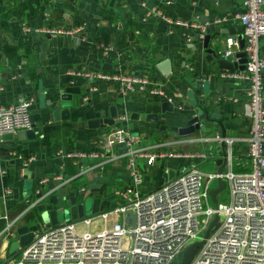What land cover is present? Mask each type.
<instances>
[{"label":"crops","instance_id":"0c3cea01","mask_svg":"<svg viewBox=\"0 0 264 264\" xmlns=\"http://www.w3.org/2000/svg\"><path fill=\"white\" fill-rule=\"evenodd\" d=\"M241 2L242 0H0V105L26 98L33 100L39 95L49 100L58 89L69 83L81 87V94L73 96L69 107V121L48 120V124L44 126L43 121L47 119L44 114V120L37 121L34 129L39 136L23 140L15 138L14 144L0 142V169L4 171L3 174L0 173V264H12L18 257L20 249L9 252L10 243L14 241L11 234L16 227L28 225L35 232L45 228L27 223V220L35 216L28 203L38 178L50 176L59 164L64 165L67 173H73L74 169L69 165L70 159L65 157L71 150H97V137L114 127L117 118L113 124L104 128L89 127L88 121L109 118L112 107L117 116L122 113L126 115L125 126L131 133L134 131L137 136H141L142 144L160 142L163 143L162 150L166 152H204L206 158L198 160L197 164L206 163L211 172H216L214 156L220 145L216 141L217 126L206 122L204 130H198L192 135L179 136L177 133L178 128L183 127L197 111L192 108L187 112L176 107H184L188 103L186 94L190 85L184 80L186 75L203 77L198 80L196 96L204 101L203 105L208 109L209 116L217 115L226 125L225 137L232 140L233 164L238 168L236 173L251 169L246 141L251 124L247 97L249 81L232 79L225 74L218 76L214 86L210 88L207 82L211 75L210 67L205 60L201 43L188 39L192 30L183 25H169L157 17L145 18V13L155 7L172 20L201 24L199 18L206 17L221 29L239 28L241 26L238 23L230 26L220 25L215 21L220 15L241 12ZM23 28H29L30 32L23 31ZM45 28L72 33L53 35L40 31ZM227 38L236 39L218 35L215 39L219 42L214 47L224 49ZM260 51L264 55V37L261 38ZM164 60L170 61L169 75H165L159 66ZM95 65H104L105 69ZM190 65L194 67L193 71L189 70ZM77 70L144 74L148 77V88H159L167 96L174 97L173 111H161V103L166 101L164 96L145 92L123 97L119 88L112 83L96 82V90L90 91V82L69 74L70 71ZM262 81L264 93V72ZM79 97L83 98L82 105L77 102ZM142 115H151L150 120L142 119ZM31 160L50 163L53 171L47 173V166L36 165L34 180L26 183L30 178V171L26 168L21 177L20 168L25 162L29 165ZM86 162L92 163L93 160ZM186 164V159L181 158L156 159L152 166H147L144 160H140L138 166L143 179L140 192L148 194L155 191L173 179ZM96 171L99 172L85 173L69 182L62 192H69L75 202H80L85 196L100 198L99 211L110 210L122 204L114 191L132 184L124 161L108 163ZM98 175L108 177L103 192H78L81 186L88 187ZM90 217L92 219L88 228L81 222L77 225H83L82 231H101L104 227L103 220L96 216ZM110 217L113 222L110 225L106 222L108 227L122 219L117 215ZM99 221L101 224H98Z\"/></svg>","mask_w":264,"mask_h":264},{"label":"built area","instance_id":"2783aa9c","mask_svg":"<svg viewBox=\"0 0 264 264\" xmlns=\"http://www.w3.org/2000/svg\"><path fill=\"white\" fill-rule=\"evenodd\" d=\"M241 6V12L220 15L215 22L230 26L238 23L242 27L244 48L240 50L236 39L227 38L225 48L217 49L216 55L225 59L232 57V61H237L235 54L238 51L245 53V70L227 71L223 75L232 79H247L250 83L247 97L251 124L246 141L251 169L243 173L233 172L232 140L228 139L226 172L222 175L216 172L204 173L198 168L197 162L205 159L206 153L166 152L161 148L163 143L142 144L141 136L131 133L125 126L127 117L122 113L117 116L114 127L97 137V150H71L65 154L70 159L73 173H67L64 165L59 164L43 180H51L54 189L65 187L85 173L95 172L108 163L123 160L132 184L125 189H115L114 194L122 200V204L92 214L104 223L103 229L97 233H91L88 229L83 232L76 230L79 222L88 228L92 219L90 216L42 228L20 249L12 264L179 263L183 250L193 243L191 240L197 236L202 237L214 213L219 215V227L198 249L191 264H264V55L260 51L261 38L264 37V0H242ZM145 16L157 17L169 25H183L187 29L196 30L197 38H203L207 30L206 25L197 22L172 20L155 7L150 8ZM23 31L30 32L29 28H23ZM40 31L53 35L72 33L54 28ZM188 68L194 70L192 65ZM69 74L90 82V91L96 90V82H107L116 85L123 97L149 92L154 96H164L173 104L174 97L167 96L159 88H148V77L144 74L100 70H77ZM31 103L32 98H26L0 105V134H16L30 129ZM176 107L178 110L183 108L182 105ZM164 157L186 159L189 167L183 168L155 191L142 194L140 187L143 179L139 161L144 160L147 166H152L156 159ZM89 159L93 162L87 163ZM27 166L25 162L20 168L21 177ZM0 173L4 171L0 169ZM218 176L227 181L229 201L218 203L215 209L209 205L208 189ZM78 192L88 193L89 189L81 186ZM128 209L136 217L131 226L123 220ZM111 215L122 219L108 227L106 222Z\"/></svg>","mask_w":264,"mask_h":264},{"label":"water","instance_id":"95a60500","mask_svg":"<svg viewBox=\"0 0 264 264\" xmlns=\"http://www.w3.org/2000/svg\"><path fill=\"white\" fill-rule=\"evenodd\" d=\"M163 2H169L174 0H162ZM200 23L207 26L208 31L204 33L203 38H197L195 34L196 30H192L191 40L195 43H201L202 49L205 53V60L209 63L210 67V76L207 78V82L210 88L214 86L218 76L223 75L227 71L233 72L235 70L244 71L246 68V57L245 53L240 51L235 54V57L238 58L237 61H232V57L227 59L219 57L216 55V42H219L218 39H215L218 35L232 36L236 38L239 44L240 50L244 48V37L242 32V27L235 28H223L216 27L212 20L207 19L206 17L199 18ZM237 34V35H236ZM213 42V44H212ZM97 68L101 67L103 70L104 65H95ZM162 72L165 75H169L171 72L170 61L164 60L159 64ZM214 67V68H213ZM203 77L198 75H186L184 80L189 83L190 90L187 92V104L182 108L184 111H191L197 109L196 113L186 122L183 127L178 128L177 133L179 136H189L194 134L196 131L203 129L204 123H212L217 126V138L216 141H219V147L216 149V154L214 156V163L216 166V174L222 175L228 169V138L225 137V126L223 121L215 114L209 116L208 109L203 105L204 101L198 99L196 93L198 92V80ZM81 94V87L78 85H73L69 83L66 87L58 89L53 97L49 100H45L43 95L34 97L32 103L29 107L31 112L30 121L31 128L25 131H18L16 134L2 133L0 134V142L7 141L12 144L15 143L14 139L18 140L23 139H34L39 136L36 131V122L39 120H44V114H46L47 119L43 121V125L48 124V120L53 122L60 121H69L70 109L69 107L72 104V99L74 95ZM78 104H83V98L79 97L77 99ZM199 105V106H198ZM174 105L169 101H163L161 103L162 112H172ZM200 108V110L198 109ZM151 115L146 117L142 115V119L146 121L150 120ZM217 116V117H216ZM117 118V113L114 107L110 109V117L103 119H94L88 121L89 127H107L115 122ZM47 166V173H51L52 167L50 163H45L44 161L31 160L27 170L30 171V179L34 180L35 178V166ZM99 172V171H95ZM49 177V176H47ZM46 178V177H45ZM44 178V179H45ZM42 177L38 178L37 183L34 186V192L30 195L31 200H29L30 210L35 213V216L27 220V223L38 224L39 226L51 227L64 222L77 221L84 217H87L89 214H95L99 211L101 199L98 197H83L80 202H75L71 198L69 192L67 194L63 193L64 186L55 188L51 180L43 181ZM215 185L208 189V195L212 202L213 208L218 206V194L227 188V181L218 176L215 180ZM108 182V177L104 175H98L92 182L89 183V191L93 192H103L104 185ZM31 185V184H30ZM29 192V191H28ZM61 192V194H60ZM101 210V209H100ZM136 217L134 212L131 209L126 211V217L124 222L131 226L135 223ZM219 215L214 213L210 218L209 225L204 229L202 237L188 245L182 252L179 263L174 262L173 264H191L194 256L197 254L198 249L205 243L206 239L211 233H213L219 227ZM13 225V224H12ZM35 231L30 230V226L21 225L15 228L14 232L11 234V238L14 239L10 243L9 252L19 251L23 248L34 236ZM8 242V241H7Z\"/></svg>","mask_w":264,"mask_h":264},{"label":"rangeland","instance_id":"374dc122","mask_svg":"<svg viewBox=\"0 0 264 264\" xmlns=\"http://www.w3.org/2000/svg\"><path fill=\"white\" fill-rule=\"evenodd\" d=\"M132 133L135 134V135H138L137 132L132 131ZM205 164H206V163H204L203 165H198V168H199L202 172H204V173L211 172V171H212L211 168L208 167V166H206ZM187 167H189L188 164H186L184 167H182V169H183V168H187ZM182 169H181V170H182ZM237 169H238V168H237L236 166H234V164H233V169H232V170H233L234 173L237 172ZM30 181H31V179L29 178V180H28L26 183H30ZM214 185H215V181H212V182L210 183V187H212V186H214ZM93 193H94V192H93ZM60 194H61V192H60ZM90 197H91V196H90ZM228 201H229V189L226 188L225 190H223L222 192H220V193L218 194V203L222 204V203H227ZM209 205L212 206V202H211L210 199H209ZM88 216H92V214H89ZM88 216H87V217H88ZM220 219H223V217L220 216ZM112 222H113V219H112V217H110V218L108 219L107 223L110 225ZM95 224H97V222H95ZM98 224H101V221H99ZM82 229H83V225H77V226H76V230H77L78 232H83ZM199 239H200V236H197L196 238H194L193 240H191V242L197 241V240H199Z\"/></svg>","mask_w":264,"mask_h":264},{"label":"trees","instance_id":"16d2710c","mask_svg":"<svg viewBox=\"0 0 264 264\" xmlns=\"http://www.w3.org/2000/svg\"><path fill=\"white\" fill-rule=\"evenodd\" d=\"M10 49H13V47H9ZM196 76V75H195ZM24 207V206H23Z\"/></svg>","mask_w":264,"mask_h":264}]
</instances>
